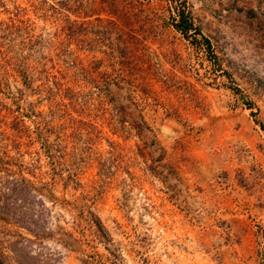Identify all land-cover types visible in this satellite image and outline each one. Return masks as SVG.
I'll return each mask as SVG.
<instances>
[{"label": "rangeland", "instance_id": "obj_1", "mask_svg": "<svg viewBox=\"0 0 264 264\" xmlns=\"http://www.w3.org/2000/svg\"><path fill=\"white\" fill-rule=\"evenodd\" d=\"M0 264H264V0H0Z\"/></svg>", "mask_w": 264, "mask_h": 264}, {"label": "trees", "instance_id": "obj_2", "mask_svg": "<svg viewBox=\"0 0 264 264\" xmlns=\"http://www.w3.org/2000/svg\"><path fill=\"white\" fill-rule=\"evenodd\" d=\"M178 19L175 21L174 26L183 34L192 32L193 34L198 33L197 28L194 27L192 21L190 20L188 14L185 13L184 9L178 11Z\"/></svg>", "mask_w": 264, "mask_h": 264}]
</instances>
